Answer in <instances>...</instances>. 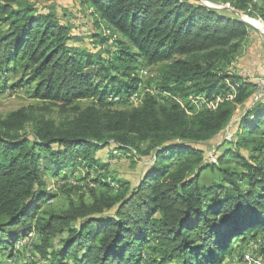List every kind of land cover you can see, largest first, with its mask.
<instances>
[{
    "label": "trees",
    "instance_id": "obj_1",
    "mask_svg": "<svg viewBox=\"0 0 264 264\" xmlns=\"http://www.w3.org/2000/svg\"><path fill=\"white\" fill-rule=\"evenodd\" d=\"M79 1L108 26L110 36L102 42L110 46L114 40L117 53L107 70L117 76L111 83L122 77L129 99L141 79L139 65H162L161 86L175 100L162 105L147 91L139 106L115 107L128 99L110 101L121 91L95 80L88 69L92 55L85 62L77 59L69 46L76 38L71 25L59 22L50 7L45 13L35 2L0 0V77L21 75L12 88L35 83L32 95L46 104L42 110L56 106L68 112L56 119L29 107L0 117V249L28 238L33 251L52 264H218L227 254L241 260L264 233V166L230 149L219 164L230 158L238 167H220V180L204 186L203 173L216 172L217 166L204 164L200 148L191 145L222 133L238 105L255 94L250 79L220 67L249 37L250 25L199 0ZM207 1L264 21V0ZM226 90L236 92L234 99L214 111L193 106L189 114L174 97L185 98L190 107L194 95L213 97ZM96 98L85 108L76 105ZM238 125L243 144L261 152L264 99ZM139 144L150 147L154 164L135 187L123 186V180L110 177L107 164L99 165L108 148L133 155ZM95 166L104 172L93 181L91 204L81 199L63 211L43 210L57 195L47 190L48 172ZM113 181L121 184L118 191ZM98 186L106 194H99ZM60 235L66 236L62 245L53 247ZM257 246L255 252L263 255L264 245Z\"/></svg>",
    "mask_w": 264,
    "mask_h": 264
},
{
    "label": "rangeland",
    "instance_id": "obj_2",
    "mask_svg": "<svg viewBox=\"0 0 264 264\" xmlns=\"http://www.w3.org/2000/svg\"><path fill=\"white\" fill-rule=\"evenodd\" d=\"M32 2L37 3L38 7L41 9L40 12L47 13V9L50 7L51 13L55 15L59 22L68 26L71 25L73 27V34L76 35V38L69 44V46L75 47L74 51L77 52V59L85 62L87 56L92 55L94 65H91V67L88 69H93L95 71L97 75L95 80L102 82V85L106 84V86L110 87V90L119 89V91H121L120 96H111L110 101L116 100L115 102H118L122 100L120 97H123L124 99L127 98L125 96L127 90L123 87L125 83L122 77H119L120 81L118 80L111 83L114 76H117V73L108 72L107 69L110 68L111 65L109 66V62L112 61L116 55L117 49L116 47L113 48L111 46V43L114 42L112 39L109 40L110 46L102 42L103 40L104 42L106 41L104 37L110 36V32H108V26L100 22L101 20L99 16H94L92 14L93 8L89 6H81L79 0H19L21 5ZM205 2L214 5H225L222 3L209 2L207 0ZM227 7H229V5H227ZM230 8L232 7L230 6ZM216 10L227 17H232L234 14L233 12L231 13L227 8L223 7ZM241 14L249 20H256L262 22L264 25V21H262L257 14L245 12H241ZM252 24L253 26L250 25L249 28V37L242 42L240 49L234 53L233 56H231L230 61L225 64L221 63L220 67L227 71H235L236 73L240 74L243 70L246 72L247 76L250 77V79H254V77L264 78V27L260 25V23H258L260 26L258 24L255 25L254 22ZM1 28H3V25L0 23V30ZM95 35L98 37H95ZM109 51L111 52L109 53ZM100 57L105 60L101 61ZM176 58L186 59L189 57L178 56ZM140 61H142V58H140ZM254 61H257L259 64L258 66L261 67L260 71L257 69L254 71L252 70L255 68V66L252 67ZM102 65H104L106 69H103ZM142 68L143 67L139 65V70L137 73L138 77L141 79L138 81L137 88L133 92L132 97L129 99L127 98L129 104L124 102L115 103V107L131 108L133 106H139L141 98L145 96L147 91H154L159 103L162 105H168L170 104V101L175 100L172 98L173 95L161 86L162 82L160 80V76L162 74V65L152 66L151 68ZM20 79L21 75L16 76L13 74H7L0 77V117H6L12 111L29 107L36 109L39 114H43L48 117L53 116L56 119H62L68 116V112H66V110L63 111L56 106H49L48 108L50 111H47V109L46 111L42 110V108H45L46 104L37 100L32 95V90L35 86V83H32L31 85H25L26 81H24V84L12 88V86H14L16 83H20ZM257 91L258 90L256 89L252 100H248L247 102L238 105L234 119L222 133L204 144L191 145L194 148H200L202 151L204 164H208L209 166H217L215 169L216 172L210 170L203 173L200 179V183L202 185H212L216 183V181H219L221 178V173L218 171V169L220 167H231L232 170L238 167L235 162H231L230 158H227L224 165L219 164V158L224 156L225 153L230 149L235 151L238 150V152L248 155L254 164L257 163L264 166V149L261 152L252 153L254 145L243 144L242 131H240L238 125L241 122L242 117L247 112H249L255 106V102L258 101L256 100ZM226 92L227 90L220 94L223 96V98H225V100H227V98L232 94L230 92ZM215 95L217 96L219 94ZM133 97L136 98V100L131 101ZM174 97L179 98L182 106L186 107L190 114L191 109L189 108L193 107V105H190L189 103L188 105H190V107H188L185 98L177 96ZM262 98L264 99V97ZM97 101H99L98 98L88 101L84 100L83 102L77 103L76 105L79 107L81 106V108H85L86 106H90L92 102ZM200 109L208 110V108L204 106L200 107ZM258 134L259 132H256V134H253L252 137L255 138L258 136ZM139 147L140 148L138 150L134 151L133 155H124V153L117 151L115 148H108L107 150L100 153L103 162L101 161L99 165L101 166L103 164H107L110 168V177L113 179L116 176L118 180H123V186L127 185L135 187V185L140 182L141 178H143V176L152 168L154 164V156L151 154L149 149L150 147H148L147 144H139ZM100 166H95L94 168L90 169H84L80 167L68 168L62 170L58 175L48 172L45 176L47 190L52 192V194L55 193L57 195L47 201V204L43 207V210L48 209L50 211H63L68 208L71 201L76 202L80 201L81 199H83L87 204H91V188H94L95 185L93 181L98 179L100 173L104 172L102 171L103 168ZM193 177L194 175L192 178ZM111 184H116L115 191H118L121 187V184L119 185V183L116 181L111 182ZM97 189L99 194H106L105 189L99 186ZM245 189H248V187L245 186ZM32 235L33 234H31L29 237ZM63 238H66V236L60 235L54 241H52L53 247H60L62 245ZM260 238L261 239H258V241L251 242L250 245L252 246L253 250H256V246L259 244L264 245L262 244L264 233L260 236ZM238 241L239 239L234 241L233 244L237 245ZM260 255L264 259V253L263 255ZM238 259V255L237 257H233L230 254H227L225 259L218 264H238L236 263ZM52 261L53 260L43 259L39 254L34 252L32 244L29 242L28 238L20 240L18 243H16L14 248L3 247L0 249V264H52Z\"/></svg>",
    "mask_w": 264,
    "mask_h": 264
},
{
    "label": "built area",
    "instance_id": "obj_3",
    "mask_svg": "<svg viewBox=\"0 0 264 264\" xmlns=\"http://www.w3.org/2000/svg\"><path fill=\"white\" fill-rule=\"evenodd\" d=\"M145 72V71H142ZM241 74L243 76H245V78L250 79L249 76H247L246 72H244L242 70ZM253 83H255L256 85V89L257 94H256V100H260L263 99L262 97H264V78L262 77H254L250 79ZM233 89H236L235 86ZM236 95V92H235ZM235 95H230L227 100L232 101L235 97ZM223 96L219 95H214L213 97H207L206 95H194V97L190 98V103L197 107L196 109L198 111H200V107L204 106L207 107L208 110L214 111L218 108V104L221 102H223L225 100V98H223ZM132 100H136V98L133 97ZM142 101V98L140 100V103ZM263 244H264V240H263ZM257 249H259V246H256V251ZM258 252V251H257ZM236 263L238 264H264V259L261 257L260 254L256 253L255 250H253V248H250V250H247L244 257L241 260H237Z\"/></svg>",
    "mask_w": 264,
    "mask_h": 264
},
{
    "label": "water",
    "instance_id": "obj_4",
    "mask_svg": "<svg viewBox=\"0 0 264 264\" xmlns=\"http://www.w3.org/2000/svg\"><path fill=\"white\" fill-rule=\"evenodd\" d=\"M200 2H202L203 4H205L206 6L210 7V8H214V9H219V8H227L231 13L233 12L236 16H238L240 19H242L245 23H248L249 25L253 26L252 23H250V20L248 18H246L244 15L241 14V12L237 11L236 9H234L233 7H227L224 5H214V4H209L206 3L204 0H199Z\"/></svg>",
    "mask_w": 264,
    "mask_h": 264
},
{
    "label": "crops",
    "instance_id": "obj_5",
    "mask_svg": "<svg viewBox=\"0 0 264 264\" xmlns=\"http://www.w3.org/2000/svg\"><path fill=\"white\" fill-rule=\"evenodd\" d=\"M254 24H255V25H257L258 23H255V22H254ZM258 25H259V24H258ZM259 26H260V25H259ZM260 28H261V27H260ZM263 30H264V29H263ZM253 63H254V64H253V66H252V67H254V66H255V68H254V69H252V70L254 71V70H256V69H257V70H259V71H260V70H261V67H260V66H258L259 64L257 63V61H254ZM256 66H257V67H256ZM259 71H258V72H259ZM261 72H262V71H261Z\"/></svg>",
    "mask_w": 264,
    "mask_h": 264
},
{
    "label": "bare ground",
    "instance_id": "obj_6",
    "mask_svg": "<svg viewBox=\"0 0 264 264\" xmlns=\"http://www.w3.org/2000/svg\"><path fill=\"white\" fill-rule=\"evenodd\" d=\"M253 22H255V23H260V25H262L263 27H264V25L262 24V22H259V21H256V20H250V23H253Z\"/></svg>",
    "mask_w": 264,
    "mask_h": 264
}]
</instances>
